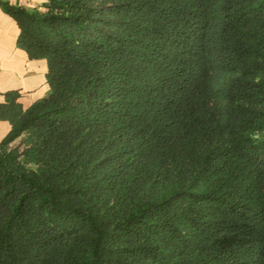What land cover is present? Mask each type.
Wrapping results in <instances>:
<instances>
[{
  "label": "trees",
  "instance_id": "obj_1",
  "mask_svg": "<svg viewBox=\"0 0 264 264\" xmlns=\"http://www.w3.org/2000/svg\"><path fill=\"white\" fill-rule=\"evenodd\" d=\"M0 4L50 86L0 103V264H264V0Z\"/></svg>",
  "mask_w": 264,
  "mask_h": 264
},
{
  "label": "crops",
  "instance_id": "obj_2",
  "mask_svg": "<svg viewBox=\"0 0 264 264\" xmlns=\"http://www.w3.org/2000/svg\"><path fill=\"white\" fill-rule=\"evenodd\" d=\"M13 5L44 9L45 0H6ZM20 27L12 15L0 4V103L4 93L19 90L24 108L43 98L49 91L48 63L45 58L32 59L17 45ZM9 120L0 119V142L11 130Z\"/></svg>",
  "mask_w": 264,
  "mask_h": 264
},
{
  "label": "rangeland",
  "instance_id": "obj_3",
  "mask_svg": "<svg viewBox=\"0 0 264 264\" xmlns=\"http://www.w3.org/2000/svg\"><path fill=\"white\" fill-rule=\"evenodd\" d=\"M18 142H19V140L16 141V143H18Z\"/></svg>",
  "mask_w": 264,
  "mask_h": 264
}]
</instances>
